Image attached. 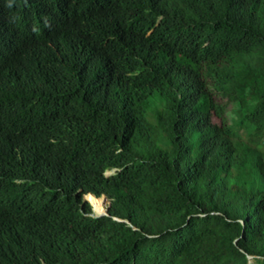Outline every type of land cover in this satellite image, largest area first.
Masks as SVG:
<instances>
[{
  "label": "trees",
  "instance_id": "trees-1",
  "mask_svg": "<svg viewBox=\"0 0 264 264\" xmlns=\"http://www.w3.org/2000/svg\"><path fill=\"white\" fill-rule=\"evenodd\" d=\"M250 258L264 0H0V264Z\"/></svg>",
  "mask_w": 264,
  "mask_h": 264
},
{
  "label": "rangeland",
  "instance_id": "rangeland-1",
  "mask_svg": "<svg viewBox=\"0 0 264 264\" xmlns=\"http://www.w3.org/2000/svg\"><path fill=\"white\" fill-rule=\"evenodd\" d=\"M236 107L235 106H233L232 107V109L230 110V112H229V117H230V119H234V109H235ZM214 121L216 122V120L214 119ZM112 174V172H107V175H111ZM107 204H108V202H107ZM249 264H256L255 262H254V260H253V258H250V262H249Z\"/></svg>",
  "mask_w": 264,
  "mask_h": 264
},
{
  "label": "water",
  "instance_id": "water-1",
  "mask_svg": "<svg viewBox=\"0 0 264 264\" xmlns=\"http://www.w3.org/2000/svg\"><path fill=\"white\" fill-rule=\"evenodd\" d=\"M85 196H83V199L85 200V198H84ZM101 198H103V199H105L106 200V198L103 196V197H101ZM86 201V200H85ZM86 202H88V201H86ZM106 202H107V200H106ZM104 216H108V214H106V215H104ZM98 217V216H97Z\"/></svg>",
  "mask_w": 264,
  "mask_h": 264
},
{
  "label": "bare ground",
  "instance_id": "bare-ground-1",
  "mask_svg": "<svg viewBox=\"0 0 264 264\" xmlns=\"http://www.w3.org/2000/svg\"><path fill=\"white\" fill-rule=\"evenodd\" d=\"M86 197H87V196H85V197H84V198H85V200H86ZM104 200H105V199H104ZM86 201H87V200H86ZM105 201H106V200H105ZM99 217H100V216H99Z\"/></svg>",
  "mask_w": 264,
  "mask_h": 264
}]
</instances>
